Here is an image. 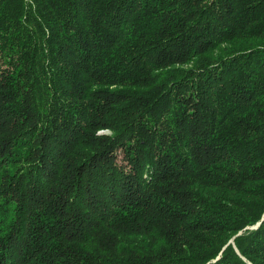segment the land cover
Returning <instances> with one entry per match:
<instances>
[{"label": "trees", "instance_id": "trees-1", "mask_svg": "<svg viewBox=\"0 0 264 264\" xmlns=\"http://www.w3.org/2000/svg\"><path fill=\"white\" fill-rule=\"evenodd\" d=\"M0 264H264V0H0Z\"/></svg>", "mask_w": 264, "mask_h": 264}, {"label": "rangeland", "instance_id": "rangeland-1", "mask_svg": "<svg viewBox=\"0 0 264 264\" xmlns=\"http://www.w3.org/2000/svg\"><path fill=\"white\" fill-rule=\"evenodd\" d=\"M258 225H260V224H258ZM258 225H256V226H252V227H249L248 229H250V230H256L259 226ZM243 232H241L239 235H241ZM234 243V240H232L231 241V243Z\"/></svg>", "mask_w": 264, "mask_h": 264}, {"label": "water", "instance_id": "water-1", "mask_svg": "<svg viewBox=\"0 0 264 264\" xmlns=\"http://www.w3.org/2000/svg\"><path fill=\"white\" fill-rule=\"evenodd\" d=\"M259 226V225H258ZM233 243V242H232Z\"/></svg>", "mask_w": 264, "mask_h": 264}]
</instances>
